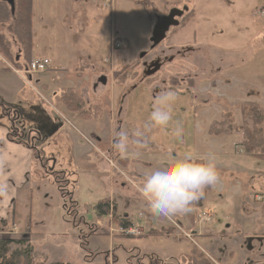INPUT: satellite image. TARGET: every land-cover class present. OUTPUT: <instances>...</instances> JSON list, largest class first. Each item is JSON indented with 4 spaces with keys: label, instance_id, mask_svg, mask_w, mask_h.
<instances>
[{
    "label": "crops",
    "instance_id": "obj_1",
    "mask_svg": "<svg viewBox=\"0 0 264 264\" xmlns=\"http://www.w3.org/2000/svg\"><path fill=\"white\" fill-rule=\"evenodd\" d=\"M124 1L128 15V11L132 12V5H134V2H132V0ZM150 1L153 3L156 2V0ZM174 1L179 3L178 0H169L172 4H175L173 3ZM229 1L231 6L235 4L239 5L241 10L239 16L245 23L243 30L248 32L247 37L249 40L241 47L231 45L226 49H221L212 45H204L202 43L186 45L191 46L196 52L186 55L182 60L188 61L189 66L193 68L194 71H190L186 67L182 68L184 74H182L183 77L181 78L183 79L180 83L183 85V93L185 94L186 91L192 92L196 100L201 97H208V99L212 101L214 96L218 95L215 91V88L218 87L223 88L224 92L228 91L230 95L233 94L232 92L237 91V93H235L236 96L228 97H232L231 100L234 102L239 101L240 104L243 103L244 108H247L248 110L249 108L257 110L255 113H252L251 110L250 113H245L243 116L242 112H237L239 113L238 115L234 113L236 111L232 109L229 112L230 117H228V120L230 123L227 126L228 128L226 129L225 134L214 137L209 136L206 132L207 139H202L200 134L197 136L199 137L198 140L192 137L193 144L196 141L198 143V153L203 154L201 152H204V150H207L208 152L212 151L218 155L220 160L225 158V162H227L223 166H221V163L219 162L217 167L219 175H221L220 180L222 178L224 179V187L227 190H220V197H225V195L233 188L239 190V193L244 192L250 194L251 199L248 197L243 198V195L240 196L238 194L236 205L242 210L244 208L246 211H243V215H246L244 219H240L237 216L233 218L235 226L240 229L238 236L236 232H232L230 236H228L227 233L216 234V231H214L212 227L213 222L211 224L201 225V228H197L193 225L192 231L195 235V241L200 240V243H203L208 251L202 249L196 241L197 246H199L202 251L206 253L210 252V254H212L211 256L214 264H259L260 261L264 260V165L260 168L257 167V169L255 167V172L251 175H248L245 172L241 173L240 171L238 173L235 162L234 165H229L230 160L226 157L227 154L224 146L226 142L238 144L240 141L238 137L240 133L242 134L244 131H251L254 125H259L261 114L258 113V111L260 109L264 110V21L259 20L258 16L254 13L256 8L264 7V0ZM89 2L93 5H98L101 2L104 6L103 0L32 1V52L29 59L46 58L50 61V65L47 70L42 73H24L27 83H24L23 76L16 74L9 67L10 65L7 60L0 54V98L8 105L12 113H16L14 115L18 117L17 124L19 125H17V127L20 132L25 134V132L29 133L31 131H36L42 137L40 145L41 155L34 160L32 152L26 147L18 143L10 142L7 139L10 122L8 121V115L6 114L5 116L0 108V192L6 191L8 193L7 195H0V220L9 219L17 228L24 229L25 239H29L30 235L35 233V230L45 226V220L43 218L39 220L35 219L32 211V204H30L31 202H28V200L30 199L31 201L32 197L39 192L47 191V193L43 194V197H46L47 194L49 195L54 191H57L56 186L49 177L50 175L46 174L47 170L51 169L61 172L66 178L69 188H71L72 183H74L75 187L73 188L78 189L80 182L84 178L86 182H89L88 179H91L93 183L90 187L95 189V194H97L99 198L96 199V202L110 197L109 194L112 191H120L121 194H123L121 189L126 187L125 183L120 184V182L118 183L117 188L114 186L118 181V178L116 177L117 171H114L107 161L99 158V156L102 157L99 153L103 154V152L98 149L97 145L102 146V148H105L106 145L100 140V138L95 136V131L92 128L93 124L92 121L88 119L90 115L87 112L83 113V115H81L82 117H78L83 118L84 126L86 127V130H88L92 140H95L96 144L87 142L91 144L93 148L89 152H86L85 155L90 152L95 153L99 158L100 163L97 164L95 161L96 165L94 168L87 169L88 171L84 172L89 174L88 176H86V174L85 176H81V174L78 175L76 173L75 170L79 168L75 166V159H81L85 155L80 152V146L77 145V142L66 130L65 122L68 121L64 118L63 114H61L60 111L58 112L54 107H47L45 105L46 99L37 94L36 86L40 84L41 81L35 79V75H44L55 69L66 72L68 69L74 68L77 72L80 71V73L75 74V76L79 78L78 81H80V86L79 91H76L73 88L71 89L82 99L83 102L88 100L87 103L90 107L89 111H92L93 106H95V116L97 115L96 112L100 109L98 103L101 102V96L104 95V93L101 94L98 88L92 89L91 83L96 79L98 73L102 71L97 63L99 61L102 63L103 59L102 57L100 59L96 52V57L90 58L89 60L85 59L87 52L84 48L86 43L84 29H86V6ZM113 2L115 5V0H113ZM222 2L224 3V1ZM182 4L184 5V3ZM134 6H136L135 14L137 16H139L140 13H144V11L139 10L138 4H135ZM189 10L193 11V16L182 28H180V32L187 27L190 20H195L199 13L205 16L203 22L207 25L208 20L212 19L214 21L216 18L213 17L221 15L222 11L221 9H218L205 12L204 10H198L197 7ZM96 12L97 10L95 9L93 12L94 17H96ZM161 13L162 12H159L158 14ZM232 15V18L235 16L237 17L233 12ZM221 22L224 25V22ZM235 22L237 21L232 20V23ZM240 22L242 21H238L239 24ZM219 23L220 21L217 20L211 26V32L217 34L216 39L218 40L222 38L225 32L224 27ZM201 26L202 23L198 24V28L191 32L193 42L196 41L198 34L200 37L204 35ZM0 32L5 36V42L11 50V55L15 57V60L21 68L23 67L26 69L27 61H25V57L19 50V45L14 37L6 30H0ZM214 37L215 36L212 38ZM255 53L258 55L254 56ZM210 70L212 71L209 74L208 72ZM88 71L92 74L88 77V80H90L89 85L85 82V75H83V72L87 73ZM186 71L187 73L185 74ZM189 80H192L193 82L192 87L188 85ZM256 84H258V87ZM41 88L46 91L49 88V84L43 82L41 83ZM189 88H191V91ZM64 90L65 89L62 91ZM62 91H51L52 95H54V99L61 108L63 106L59 94ZM89 93L93 96V100L88 99ZM109 98L110 103H113L114 98L112 91L109 94ZM219 98L221 97L219 96ZM91 101L93 102V106L90 104ZM32 107H34L33 110H31ZM192 116L194 118H200L199 110H196ZM247 118L251 120L249 128L247 127L248 124H245ZM254 118L257 120L255 123L253 122ZM238 119H240V122H238ZM95 120L96 118L93 122H95ZM238 127H241V131H238ZM194 130H196V128H194L193 131ZM74 131L78 137L82 136L84 138V134L79 129L75 128ZM213 139H217V142ZM221 141L223 143L219 144ZM181 142L182 143H179V147L187 148L189 146L185 141V137H183ZM51 145L56 146L57 152L47 153L45 151V148L50 147ZM130 147L137 152H144V154L150 156L151 161H156L159 157L170 156L169 150L165 148V151H160V146L153 142L146 143V146L141 149H136L132 145H129V148ZM215 149H217L219 153H217ZM178 151L181 152L182 150ZM179 156H181V154H174L172 157ZM238 156L247 157L252 161H239V163L244 164L246 168L251 163L255 164V166L258 164L257 159L254 157H248L247 155L241 154H238ZM237 161L238 160H236V162ZM119 162L121 166L125 167L130 160L128 157H122L121 155L120 158H118V163ZM237 165L239 166L238 163ZM129 167L131 171V165H129ZM140 174L142 176L146 173H139V175ZM237 175L246 177L245 182L240 187L237 185L240 181L237 183L233 182ZM52 187L54 189L49 190ZM215 189V186L208 187L205 189L204 193H211V195H214L215 193L219 194ZM75 194L76 191H74V195ZM258 198L260 199L258 200ZM133 200L134 198L132 197V201ZM242 200L245 202L242 203ZM76 202L79 205V200ZM257 203H260L261 206ZM63 207L67 212V205H63ZM187 214L178 215L181 216V219H178L186 228H189L191 227V222L187 218ZM211 214L214 219L213 213ZM51 218H53L52 225L54 226V222L57 218ZM251 218L252 220H248ZM142 219H144V221H142L144 225H146L149 232L152 233V235H149L148 237L157 241V245L155 244L156 242H153L152 248L150 250H145L146 253L159 258L161 264H180L181 262L183 263L184 257L190 256L192 245L188 241H185V244H183L182 240L175 238L172 234V228L170 225L168 226L164 219L163 221L166 224V228H162L163 230L159 229L161 232L160 235H153L155 229H158L156 228V225L160 219L159 217L153 216L149 211L146 217H142ZM70 224L74 226L72 222H70ZM260 232H262V235L259 238L257 236H252ZM253 238H258L257 241L260 243L261 247L260 245L257 247L254 245ZM161 243L162 245L160 246ZM134 245L135 246L133 247L142 250L138 245ZM235 256H237V259H235Z\"/></svg>",
    "mask_w": 264,
    "mask_h": 264
},
{
    "label": "rangeland",
    "instance_id": "obj_2",
    "mask_svg": "<svg viewBox=\"0 0 264 264\" xmlns=\"http://www.w3.org/2000/svg\"><path fill=\"white\" fill-rule=\"evenodd\" d=\"M222 1H224V3ZM132 2H137L139 4V10L144 11L143 4L146 3V0H132ZM176 2L177 1H174L173 3L175 4H172L169 2V0H156L153 5H150L148 7V12L144 11L145 13H140L139 16L135 14L136 6L134 5H132V12L128 11L127 15V9L124 0H115L113 11L103 6L101 2L98 5H93L91 4V2H89L86 6V29H84L86 36V43L84 48L87 52V56H85V59L89 60L90 58L96 57L95 52L98 53V57L100 59L101 57L102 59L105 57L107 63H103L102 60V63L99 61L97 65L102 69L101 72H103L104 74H108L109 76H111L112 74L110 70L114 71L120 69L122 73H124L125 71H129L125 81V84L129 86V84L132 83V64L139 61V56L141 54L149 51L148 47L150 44L149 40L151 37L152 28L151 20L153 17L151 18V20H149V18L147 19V13L156 14L162 12V14H166L169 13L172 9L182 10L184 6L188 9L197 7L198 10H204L205 12L209 10L215 11L218 9H221L222 11L221 15H216L213 17L216 18L214 19V21L212 19L208 20L207 25H205L203 22L205 16L199 13L195 20H190L187 27H185L182 32H180V28L175 35L172 34V30L169 31L165 40L162 42L160 48L158 49L160 52L164 51V54H174L176 50L186 47V45H193L198 43H202L204 45H212L221 49L229 48L231 45L235 47H241L244 43H246V41L249 40L247 37L248 32L243 30V26H245V23L239 16L241 14V10L238 4L231 6L229 0H178L179 3ZM182 3H184V5ZM95 9L97 10L96 17H94L93 13ZM231 9L232 12L239 18H237L236 16L232 18L233 15ZM263 11L264 7L256 8V10H254V13L256 14V16H258V19L262 21H264ZM217 20L220 21L219 24L224 27L225 30L222 38H220L219 40L216 39L217 34L211 32V26ZM232 20L237 22L232 23ZM221 21L224 22V25ZM238 21H242L243 23L240 22L239 24ZM197 23H202L201 28H203L204 35L200 37V35L198 34L196 41L193 42L191 32L198 28ZM7 29L8 27L6 25L0 27V30L2 31H5ZM213 36L215 37L212 38ZM114 39L120 40L123 45L121 48L114 50L112 54H110L109 44L110 41ZM257 55V53L254 54V56ZM125 66H128L127 70H123ZM185 67L190 71H194V69L189 66L188 61H183L181 58H176L173 62L168 63L160 72L150 78L149 82H154L159 77H164L167 78V82L169 84L170 78H172V76H175L176 78L183 77L182 74L184 73L182 71V68ZM211 71L212 70H210L208 73L210 74ZM76 73H80V71L77 72L76 70H74V68H70L66 72L55 69L54 71L50 73L48 72L44 75H35L34 78L41 81L40 84L36 86L38 92L37 94L43 96L46 99L45 102L47 104L45 102L44 103L47 107H54L58 112L60 111V113L63 114L64 118L68 121L65 122L66 130L77 142V145L80 146V152L85 155L86 152H89L93 148L91 144L87 142L95 144L96 142L95 140H92L91 136L88 133V130H86L83 118H79L75 114H69L68 112H66L63 107H60V105L54 99V95H52L51 93V91L59 92L66 88H73L76 91H79L80 81H78L79 78L75 76ZM83 73V75H85V82L89 85L90 80H88V77L92 74L89 71L87 73ZM186 73L187 71L185 72V74ZM110 80L111 79L109 77V81ZM43 82L49 84V88L46 91L41 88V83ZM121 82L124 81L121 80ZM155 83L148 86L150 87L152 85L158 84ZM110 85L111 83L109 84V86H107L106 89L100 87L98 88L101 94L104 92V95L101 96L102 99H105L106 95H108L109 97V93L111 92ZM159 85L160 87L157 88V92L161 93L162 91H164L166 85L160 83ZM256 86L258 87V84H256ZM123 87L124 85L115 86L116 95L113 100L114 103L117 98H119V96L123 93ZM176 87L174 88L171 86V88H168L175 90V92L177 93V100L175 101L172 108V121L169 123L167 128H151V130L146 133L145 138H147V140L149 141L148 142L146 140V143H156L160 146V151H165L166 149L169 150L170 156H173L174 154L182 155L187 149H193L198 153V143L196 141L193 144L192 137L198 140L199 137L197 136L200 134L202 139H207L206 132L208 130L209 124L213 120H216L215 118L217 117V121L223 120L220 117V110L221 108L223 109V105L220 102L221 98H219V96L226 98V106H229L231 104L234 107L230 108L235 109V106H237L239 101L234 102L231 100L232 97L228 96H236L235 93H237V91H231L233 94L230 95L228 91L224 92L223 88L221 87L215 88V91L218 95L214 96V100H212L210 104L198 105V108H196L197 110H199V114L201 117L194 118L192 116L193 110L191 111V109L194 108L196 104H198L197 101H199V103L204 100L208 101V97H201L196 100L192 92H185V94L180 92L183 91V85ZM189 90L191 91V88H189ZM143 94H145V92L141 91V89H138L132 95V103L129 106L130 111H128L127 114V121L129 122V120L132 119V123L130 124L132 126V132L144 130L145 125L148 122L149 113L153 108V100L150 102H145V104L142 106V100L144 99ZM146 98L148 99L147 96ZM88 99L93 100V96L91 95V93H89ZM90 104L93 106L92 101L90 102ZM98 104L100 109L96 112V116L94 111L95 106H93L92 111H89V105L84 104L83 110L87 111L90 115L88 119L92 121V128L95 131V136H97V138H100V140L105 143L107 141V135L104 131H106L109 120L106 117L107 109L104 110L102 104ZM107 104H109V112L110 110L114 111V105L112 103ZM33 109L34 107L31 108V110ZM248 111V113L251 112L250 110ZM237 112L239 111H236L234 113L239 115V113ZM226 115L228 119V117H230V113L227 112ZM95 118L96 120L95 122H93ZM256 121L257 120L255 118L253 122L255 123ZM259 121V125H254L251 129L252 131L258 132L260 130L263 132L264 116H262V114ZM238 122H240V119H238ZM246 123L248 124L247 127L249 128L251 120L247 118L245 124ZM177 124L183 127L184 132L179 138L173 135V129L177 126ZM226 126H228V124ZM75 128L79 129L84 134V138L81 135V137H78L76 135L74 131ZM123 128L128 129L127 126ZM194 128H196V130L193 131ZM238 129L239 131H241V127H238ZM241 135L242 134L240 133V135L238 136L239 140L241 139ZM183 137H185V141L187 142V144H189L187 148L179 147V143H182L181 141L183 140ZM214 141L217 142V139ZM222 143L223 142L221 141L219 144ZM132 146L136 149H141L134 144H132ZM97 147L100 151L103 152L102 146L97 145ZM224 148L227 154L226 157L230 160L229 165H234L235 162L238 173L240 171L241 173L245 172L246 174L251 175L255 172V167L257 169V167L260 168L264 165V161H261L259 159H257V166L251 163L246 168L244 164L239 163L240 160L251 161L247 157L238 156V154L246 155L243 152H240V150L242 151L240 142L238 144H231V142H226ZM177 149L182 151L179 152ZM45 151L47 153H53L57 152V148L55 145H51L50 147H46ZM215 151L219 153L217 149H215ZM209 152L207 150H204V152L201 153L207 154ZM212 153H214L217 158V167L219 162L221 163V166L227 163L225 162V158H222L220 160L215 152ZM99 154L102 156H99V158L106 161L104 152L103 154ZM123 156L128 157L130 162H128L127 165L123 167L120 165V162L118 163V161L116 160V171H120L121 174L117 172L116 177L118 178V181L114 184V186H116L117 188L118 183L124 181L128 187L126 186V189H121L123 194H121L120 191H112L109 194L110 197H107L108 213L106 215L97 214L95 203L98 202H96V199H99L98 195L95 194V189L90 187L93 183L92 180L88 179V184L84 178L80 182L78 189L73 188L75 187L74 183H72V187L70 188L73 199H75L76 201L79 200L78 208L76 207V205H73L74 207L71 210L70 214H66L67 212L63 207V205H67L68 201H65L61 198L58 190L49 195L47 194L46 197H43V194L47 193V191L39 192L32 197L31 201L29 199L28 202H31L30 204H32V211L35 219L39 220L43 218L45 220V226H42L41 228L35 230V233L31 234L29 239H25L24 237H21L24 229H17L16 233H11L12 229L10 230V228L15 224L8 219V231H6L7 233H4L3 230L0 229V239H9L16 241V243H12L10 245V250L16 248L28 251L30 250V255L36 260H45L44 264H46V262H61L69 264H113L115 260H117V264H138L137 261L141 258V264H148V259L151 258V255L149 253H146L145 250H150L152 248L153 242H156L155 244L157 245V241L150 239V237H147L144 234V226H138L136 228L138 229V231H140V234L135 236H132V232L127 233L126 230L129 231V229H134L132 226V219L133 221H137L138 223H140L144 221V219H142V216L143 218H145L149 213L146 211L148 210V208L144 199L134 195L133 190H135V186L140 182L141 177L143 176H141V174L139 175V173H147L155 163V161H151L150 156H147L146 154H144V152H137L136 150H132L131 147L129 148L128 153L123 154L122 157ZM99 158L93 152H90L89 154L83 156V158L81 159L76 158L75 166L79 168L75 170L76 173L78 175L81 174V176H85L86 173L84 172L88 171L87 169L94 168L96 162L97 164L100 163ZM236 160L238 161L236 162ZM237 163L239 164V166L237 165ZM129 165H131V171ZM88 175L89 174H86V176ZM220 176L221 175H219L218 182L213 185L216 187L215 190L218 191L219 194L215 193L214 195H211V193H204V196L199 201H197V204L192 206V210L190 211V213H194L195 211H209L214 215V219L212 221L213 223H211L214 231H216V234L227 233L228 236H230L232 232H236L238 236L240 229L235 226L233 218L235 216L240 219H244L246 217V215H243L244 212H246L245 209L243 208L242 210L236 205L238 201V194L240 196L243 195V198L248 197L249 199H251V196L250 194L244 192L239 193V190H235L232 188V190L229 191L225 195V197H220V190L224 189L225 191H227L224 187V179L222 178L220 180ZM245 180L246 177L237 175L233 182L237 183L238 181H240V183L237 184L238 187H240L243 185ZM53 189L54 188L52 187L49 190ZM90 189L92 190V192ZM74 191H76L75 195ZM132 197L134 198L133 201ZM257 204L261 206L260 203ZM51 217L57 218V220L54 222V226L52 225L53 218ZM178 218L181 219V216L177 215L169 219L175 222H179L180 220ZM248 220H252V218ZM2 221L3 220H0V227H2L3 225ZM70 222H72L75 227L72 226ZM127 222H129L130 224L122 225V223ZM156 228L161 230H163L162 228L165 229V222L159 219ZM179 230L181 229L179 228ZM261 235L262 232L252 236H257L259 238ZM258 238H253L254 245L256 247L260 245V243L257 241ZM196 241L202 249L207 250V247L203 243H200V240ZM182 243L185 244L184 238H182ZM134 244L138 245V247H140L142 250L137 247H133L135 246ZM161 245L162 243L160 244V246ZM196 250L201 254H204L199 251V249ZM207 253L210 254V252ZM206 259L208 260V258ZM235 259H237V256H235Z\"/></svg>",
    "mask_w": 264,
    "mask_h": 264
},
{
    "label": "trees",
    "instance_id": "obj_3",
    "mask_svg": "<svg viewBox=\"0 0 264 264\" xmlns=\"http://www.w3.org/2000/svg\"><path fill=\"white\" fill-rule=\"evenodd\" d=\"M32 1L33 0H14L13 1V12H11V7L5 2L0 1V27L3 25H6L9 33L14 37L15 41L19 45V50L25 57V61L27 63L30 61V56L32 52ZM138 4L137 2H134V5ZM139 5V4H138ZM150 5H153V2L150 0H146V3L143 4L144 11L148 12V7ZM145 13V12H144ZM155 13H147V19L151 20V24L153 23ZM157 14V13H156ZM193 16L192 10H187L184 17L182 18L180 25L172 31V34L175 35L178 32L179 28H182L189 19ZM0 54L7 60L9 63H11L15 68L19 70H24L20 67L18 62L15 60V57L11 55L10 49L8 44L5 42V36L0 32ZM128 66H125L123 70H127ZM129 71H125L122 73L120 70L119 72L115 73V77H117L120 80L126 81L127 74ZM173 84L174 86H178L180 81L177 78H173ZM192 80H189L188 85L192 87ZM59 98L61 100V104L65 111L71 114H77V116L82 117L83 112L80 111L83 108V101L82 99L70 88L65 89L59 94ZM212 98V96H211ZM196 105L192 109L193 113L196 111ZM230 107H234L233 105H229L227 108H223L222 112L220 113V117L222 121L213 120L208 127L207 134L209 136L218 137L220 135H223L226 133V129L228 128L226 125L230 123V121L227 119V112H230L232 108L229 110ZM0 108L3 112H10L8 121L10 122L9 130H8V138L11 141L16 142H22L24 140L21 137V132L17 128V119L18 117L12 113V111L9 109L8 105L3 102V100L0 98ZM228 109V110H226ZM249 110H252V113L257 112V110H253L252 108H249ZM234 111L242 112V115L244 116L245 113H248V109L244 108L243 103L240 104L238 102L237 106H235ZM88 113V112H87ZM258 113L262 114L264 116V110L260 109ZM225 117V118H224ZM243 120V119H242ZM255 120V118H254ZM239 131V130H238ZM29 135L31 136V139L34 144L37 145V143L42 142V137L38 135L36 132L31 131L29 132ZM242 142H240V146L242 148V152L248 156L254 157L255 159H259L261 161H264V132L262 131H244L242 133ZM35 143V141H37ZM26 144H29L28 142H25ZM30 145V144H29ZM120 161V160H119ZM125 161V159H124ZM50 179L52 180L53 184L56 186V189L58 190L60 196L65 201L67 200L69 202V198L71 195L67 194L70 189L67 184V180L65 177L62 176V174H50ZM245 201L242 200V203ZM73 205H76L73 203V201L68 203L69 211L68 213H71V210L73 209ZM107 199L100 200L95 204L96 212L98 215H106L108 213L107 211ZM103 208V209H102ZM187 218L191 222L192 225V214H187ZM3 225L0 227L3 232L8 231V225L7 220H3ZM1 222V223H2ZM130 223H122V225H129ZM192 226L188 229H191ZM144 234L146 236L152 235L151 232H149L148 228L144 227ZM160 230L156 229L153 235H160ZM12 243H16L14 240H5L0 239V264H44L45 260H36L30 255V250H24V249H13L10 250V245ZM264 256V254H263ZM145 258V257H144ZM143 258V259H144ZM183 263L180 264H212L209 260L205 258L203 254L198 252L195 247L191 248L190 256L184 257ZM141 259H139L137 262L138 264H141ZM126 262V261H125ZM166 263V262H165ZM46 264H69V263H61V262H46ZM113 264H117V260L113 262ZM126 264V263H124ZM148 264H161V261L158 258H152L148 259ZM259 264H264V260L260 261Z\"/></svg>",
    "mask_w": 264,
    "mask_h": 264
},
{
    "label": "clouds",
    "instance_id": "obj_4",
    "mask_svg": "<svg viewBox=\"0 0 264 264\" xmlns=\"http://www.w3.org/2000/svg\"><path fill=\"white\" fill-rule=\"evenodd\" d=\"M177 100L175 90L162 91L153 98V108L143 131L132 132L118 124L112 129L111 148L116 154H127L129 145L138 148L146 146V133L151 128H167L173 119L172 108ZM183 134L179 124L173 129L177 138ZM219 180L217 158L214 153H197L187 149L179 157H159L150 170L141 177L135 186L134 194L144 199L153 216L171 218L187 214L195 202L204 196L206 188ZM8 193L0 192V195Z\"/></svg>",
    "mask_w": 264,
    "mask_h": 264
},
{
    "label": "flooded vegetation",
    "instance_id": "obj_5",
    "mask_svg": "<svg viewBox=\"0 0 264 264\" xmlns=\"http://www.w3.org/2000/svg\"><path fill=\"white\" fill-rule=\"evenodd\" d=\"M176 12V11H175ZM185 15V11L183 10V13L177 17V16H174L175 20L178 21V25L176 26H172L170 25L168 30L166 31V36H167V33L169 31H173L174 28L178 27L180 25V22L182 20V18L184 17ZM168 16V13L166 14H155L154 15V19H153V23H152V28L155 24H163V23H166V22H171L170 19H166L164 17ZM152 28H151V31H152ZM166 38V37H165ZM165 39H163L160 43L158 44H155L153 45L152 43L149 44V51L147 52H144L143 54H141L139 56V61L132 64V78H131V81L132 83L129 84V86H127L125 84V81L124 82H121L120 79H118L117 77H115V73L116 72H119V70H114V71H111L112 74L111 76H109L108 74H104L103 72H99L96 79L91 83V86L92 89H96V88H107V86H109V84L111 83L110 87H111V91L113 93V98H115V86H120V85H124L123 87V93L119 96V98H117V100L115 101V103L113 102L112 104L114 105V111H110L109 112V104L107 103H110V98L108 97V95H106V98L105 99H102L101 100V104L104 108V110L107 109V113H106V117L108 118V126L106 128V132L105 134L107 135L106 137V142L104 143L106 146L105 148H102L103 149V152H104V155L108 156L114 163H116V160L118 161V158H120L121 154H116L113 149L111 148V144H112V129H113V126L114 125H119L121 128L122 127H128V130L132 131V126L130 125L132 123V119L129 120V122L127 121V112L130 111L128 110L130 104L132 103V95L133 93L138 90V89H141V91L145 92L144 95V99L142 100V106L145 104V102L147 101H152L153 98L160 94L157 92V88L160 87L159 83L160 84H163V85H166L165 90H167L169 87L171 88L174 87V84H173V78H176L175 76H172V78H170V82L168 84L167 82V78H162V77H159L157 80H155L154 82H149V79L152 78L155 74H157L158 72H160L168 63H171L173 62L176 58L178 59H182L183 57H185L186 55H189V54H192L193 52H196V50L192 49L191 46H186V47H183L179 50H176L174 54H164V51L160 52L158 49L160 48L162 42L164 41ZM164 50V49H163ZM207 62V61H206ZM155 66H158L156 70L152 71ZM110 77V81H109V77ZM183 78H178L179 81H181ZM158 83L157 85H152V86H148L150 84H153V83ZM155 83V84H156ZM182 83H180L181 85ZM126 85V86H125ZM176 90H177V87H176ZM179 90V89H178ZM180 91V90H179ZM104 93V92H103ZM110 94V93H109ZM146 96L148 97V99L146 98ZM125 97H126V100H125ZM141 101V100H140ZM210 101V99H208V101L204 100V101H201L198 104H196V106L198 105H205V104H208ZM88 100H85L83 102V105L84 104H88L87 103ZM195 102V101H194ZM220 102L222 103L223 105V108H227L228 106H226V98L224 97H221L220 99ZM127 104V106H126ZM195 104V103H194ZM116 105V107H115ZM90 110V109H89ZM93 110V109H92ZM2 111V109H1ZM3 112V111H2ZM82 112L83 113H86L87 111H84L82 109ZM222 112V108L220 110V113ZM3 114L6 116V114L8 115V118H9V114L10 112H3ZM14 114H16L14 112ZM126 116V117H125ZM111 119V120H110ZM18 128V127H17ZM36 132V131H34ZM38 135H40L38 132H36ZM31 136L32 135H29L28 132H25L22 133L21 132V137L24 139L22 140V142L24 143H21V142H16V141H11L9 140L8 138V132H7V139L10 141V142H14V143H18V144H21L23 145L24 147H26L30 152H32V155L34 157V160L35 158H39L40 155H41V150H40V145L41 143L38 142L37 145L33 143L32 139H31ZM41 136V135H40ZM147 140V138H146ZM25 142H28L29 144H26ZM132 144L130 143V146ZM62 174L61 172H57L56 170H47L46 174ZM63 176V174H62ZM64 177V176H63ZM120 184H123V181L120 182ZM128 187V186H127ZM127 187H125L124 189H126ZM197 203V202H195ZM195 205V204H194ZM161 220H165L166 221V218H163V217H159ZM152 259V258H151Z\"/></svg>",
    "mask_w": 264,
    "mask_h": 264
},
{
    "label": "built area",
    "instance_id": "obj_6",
    "mask_svg": "<svg viewBox=\"0 0 264 264\" xmlns=\"http://www.w3.org/2000/svg\"><path fill=\"white\" fill-rule=\"evenodd\" d=\"M105 2V7L108 9H111L113 7V0H104ZM263 15H264V11H263ZM113 48H118L119 47V43H113L112 45ZM49 65V60L46 58H42V59H35V60H31L29 63V70L31 72H43L47 69ZM259 199V198H258ZM211 214L206 212V213H200L197 214L196 216V223L198 224H202V223H206L209 222L211 220ZM17 228L12 227L11 233H16ZM130 231V232H129ZM126 230L127 233H131L132 234H139L138 229L134 228L132 230L129 229ZM182 236H184L185 238L189 239L190 241H192V235L190 233L187 232H181Z\"/></svg>",
    "mask_w": 264,
    "mask_h": 264
},
{
    "label": "water",
    "instance_id": "obj_7",
    "mask_svg": "<svg viewBox=\"0 0 264 264\" xmlns=\"http://www.w3.org/2000/svg\"><path fill=\"white\" fill-rule=\"evenodd\" d=\"M10 7H11V12H13V1L14 0H4ZM186 8L184 7V9L182 10H177V9H172L170 10V12L168 13V16L164 17L166 19H170L171 22H166L163 24H155L152 28V32H151V37H150V42L155 45L160 43L164 38H165V33L168 30L169 26H176L178 25V21L175 20L174 16L179 17L182 13L183 10H185ZM176 11V12H175ZM158 66H155V68L152 70H156Z\"/></svg>",
    "mask_w": 264,
    "mask_h": 264
}]
</instances>
